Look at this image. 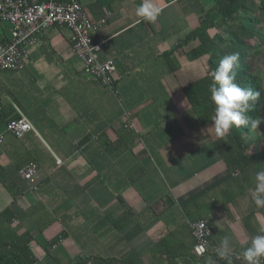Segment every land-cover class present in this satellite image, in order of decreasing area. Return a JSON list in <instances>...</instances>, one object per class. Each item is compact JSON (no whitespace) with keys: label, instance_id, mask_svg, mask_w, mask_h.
<instances>
[{"label":"crops","instance_id":"crops-1","mask_svg":"<svg viewBox=\"0 0 264 264\" xmlns=\"http://www.w3.org/2000/svg\"><path fill=\"white\" fill-rule=\"evenodd\" d=\"M79 2L97 25L98 60L115 66L114 93L82 72L63 26L39 34L23 69L0 70V134L14 115L33 127L19 139L4 133L0 211L15 200L13 226L32 235L35 264L243 259L264 234V205L255 200L264 159L228 165L214 122L201 126L182 91L206 73V57L185 55L198 40L185 39L214 0H153L162 9L155 21L137 16L144 0ZM9 38L0 23V43ZM29 162L38 167L34 193L17 175ZM198 219L211 232L200 257L188 226Z\"/></svg>","mask_w":264,"mask_h":264},{"label":"trees","instance_id":"trees-1","mask_svg":"<svg viewBox=\"0 0 264 264\" xmlns=\"http://www.w3.org/2000/svg\"><path fill=\"white\" fill-rule=\"evenodd\" d=\"M193 39L198 40V45L185 55L189 61L206 57V73L187 84L182 91L199 124L205 126L213 122L215 105L210 92L213 73L223 57L233 53L239 54L234 68L235 82L260 92L248 115L264 117V85L255 69L256 62L264 57V0H214L205 19L186 37L185 42ZM18 117L8 118L5 125ZM259 127L262 129L260 134L250 127L241 126L233 127L226 137H217L214 145L221 158L228 165L242 169L263 160L264 123ZM15 209L13 200L0 211V264H35L32 235L27 230L18 232L13 226ZM232 264L240 263L233 260Z\"/></svg>","mask_w":264,"mask_h":264},{"label":"built area","instance_id":"built-area-1","mask_svg":"<svg viewBox=\"0 0 264 264\" xmlns=\"http://www.w3.org/2000/svg\"><path fill=\"white\" fill-rule=\"evenodd\" d=\"M0 23L10 28L9 40L0 43V70L23 69L28 50L37 43L39 34L50 27L63 26L70 32V47L82 64V72L114 93L115 66L112 61L98 60L99 45L90 37L97 25L88 18L79 0H0ZM126 127L132 125L127 123ZM29 131H33L32 124L21 115L4 127V133L16 139ZM4 133L0 134V147ZM17 175L25 182L28 191L34 193L38 190V167L34 162L19 167ZM188 226L194 241V254L205 255L211 247V232L206 221H189ZM234 258L240 264L247 263L239 256Z\"/></svg>","mask_w":264,"mask_h":264},{"label":"clouds","instance_id":"clouds-1","mask_svg":"<svg viewBox=\"0 0 264 264\" xmlns=\"http://www.w3.org/2000/svg\"><path fill=\"white\" fill-rule=\"evenodd\" d=\"M162 9L153 0H144L137 9L136 14L148 21H155ZM239 61V54L233 53L223 57L213 73V83L210 85L211 100L215 105L212 117L215 132L218 137H226L233 128L245 126L257 130L264 123V117L253 118L248 115L253 103L260 97L259 91L239 86L236 81L234 68ZM257 188L255 200L257 205H264V172L257 174ZM220 247L221 256L227 254L229 240L225 238ZM243 259L247 264H261L264 259V234L256 235L250 246L243 252Z\"/></svg>","mask_w":264,"mask_h":264},{"label":"rangeland","instance_id":"rangeland-1","mask_svg":"<svg viewBox=\"0 0 264 264\" xmlns=\"http://www.w3.org/2000/svg\"><path fill=\"white\" fill-rule=\"evenodd\" d=\"M259 73V76H261L263 85H264V57H262L260 60L256 62V68H255ZM255 70V71H256ZM261 127L257 129V133L260 134L261 132Z\"/></svg>","mask_w":264,"mask_h":264}]
</instances>
